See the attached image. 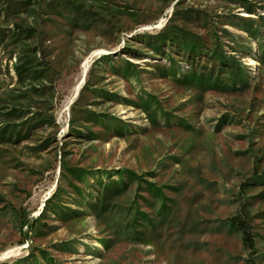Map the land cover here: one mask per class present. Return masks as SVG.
Masks as SVG:
<instances>
[{
	"label": "rangeland",
	"instance_id": "374dc122",
	"mask_svg": "<svg viewBox=\"0 0 264 264\" xmlns=\"http://www.w3.org/2000/svg\"><path fill=\"white\" fill-rule=\"evenodd\" d=\"M263 173L264 0H0V264H264Z\"/></svg>",
	"mask_w": 264,
	"mask_h": 264
},
{
	"label": "trees",
	"instance_id": "16d2710c",
	"mask_svg": "<svg viewBox=\"0 0 264 264\" xmlns=\"http://www.w3.org/2000/svg\"><path fill=\"white\" fill-rule=\"evenodd\" d=\"M181 45H182L181 46L182 51H184L190 57L197 56L201 52L200 49L198 47H196L194 44L185 42V43H182ZM155 49L157 51L160 50L159 49V46L155 47ZM16 72H17L19 78L22 80L24 78L23 77L24 76V73L28 72V69L25 68L23 70V67L16 66ZM119 174H120V171H119ZM263 176H264V173H263ZM231 225L233 227H235V228L240 229L243 232V241H244V244L248 248H253V246H254L253 239H252L251 234L247 231L245 222L242 221V220L232 219Z\"/></svg>",
	"mask_w": 264,
	"mask_h": 264
},
{
	"label": "bare ground",
	"instance_id": "6f19581e",
	"mask_svg": "<svg viewBox=\"0 0 264 264\" xmlns=\"http://www.w3.org/2000/svg\"><path fill=\"white\" fill-rule=\"evenodd\" d=\"M251 63L254 64L255 61L253 60ZM88 68H89V63L87 62V63H85V66H84L83 76H84V74L87 72ZM83 82H84V81H83V78H82V79H81V82H80V83L78 84V86H77L76 95L78 94V90L80 89V87H81V85H82Z\"/></svg>",
	"mask_w": 264,
	"mask_h": 264
},
{
	"label": "water",
	"instance_id": "95a60500",
	"mask_svg": "<svg viewBox=\"0 0 264 264\" xmlns=\"http://www.w3.org/2000/svg\"><path fill=\"white\" fill-rule=\"evenodd\" d=\"M80 89L78 90V93H79Z\"/></svg>",
	"mask_w": 264,
	"mask_h": 264
}]
</instances>
